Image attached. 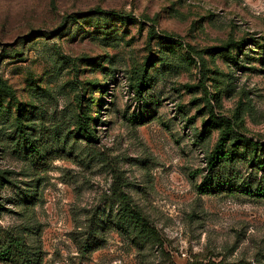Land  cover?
Segmentation results:
<instances>
[{
    "label": "rangeland",
    "instance_id": "374dc122",
    "mask_svg": "<svg viewBox=\"0 0 264 264\" xmlns=\"http://www.w3.org/2000/svg\"><path fill=\"white\" fill-rule=\"evenodd\" d=\"M237 137L264 144V0H0L1 246L40 264H264V151ZM118 192L153 238L111 228ZM92 223L109 230L84 252Z\"/></svg>",
    "mask_w": 264,
    "mask_h": 264
},
{
    "label": "trees",
    "instance_id": "16d2710c",
    "mask_svg": "<svg viewBox=\"0 0 264 264\" xmlns=\"http://www.w3.org/2000/svg\"><path fill=\"white\" fill-rule=\"evenodd\" d=\"M223 130L221 131L220 137L216 143V146L213 152L210 154V157L207 161V166L209 171H213L221 162L226 161L228 159L224 147L226 143L230 140V134L232 132V126L229 120L222 119ZM237 144H244L252 148L254 152H262L264 151V144L259 145L258 143H254L251 140H248L244 137H237ZM261 170L264 173V163H261ZM201 194L206 193V189L202 187L199 188ZM118 197L123 204L120 212L116 215V221L111 228H115L117 231L122 230V232H126V228H134L133 230L137 231L138 236L149 238L154 237L155 232L153 227L150 226L148 221L143 218L141 213L133 206H131L127 200V197L124 196L121 192H118ZM257 194L259 197L264 198V188H261L258 185ZM1 210V209H0ZM97 229H95L94 223L89 226V234L86 238L85 244L80 247V249L84 252H91L101 246V242L104 241L102 239L103 234L109 230L108 225H104L100 231L101 236L95 238ZM0 262L6 264H40L39 260L30 254L21 244L18 239L9 238L8 241L4 245H0Z\"/></svg>",
    "mask_w": 264,
    "mask_h": 264
}]
</instances>
